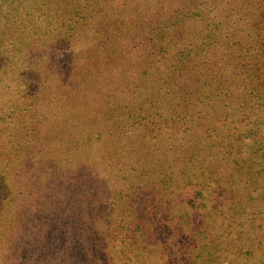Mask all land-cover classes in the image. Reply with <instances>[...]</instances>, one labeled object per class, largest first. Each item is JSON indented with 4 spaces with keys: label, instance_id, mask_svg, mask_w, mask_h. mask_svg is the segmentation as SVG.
<instances>
[{
    "label": "rangeland",
    "instance_id": "374dc122",
    "mask_svg": "<svg viewBox=\"0 0 264 264\" xmlns=\"http://www.w3.org/2000/svg\"><path fill=\"white\" fill-rule=\"evenodd\" d=\"M0 264H264V0H0Z\"/></svg>",
    "mask_w": 264,
    "mask_h": 264
}]
</instances>
